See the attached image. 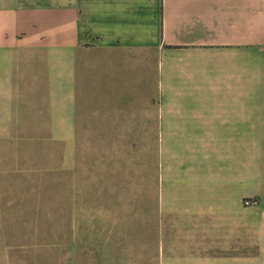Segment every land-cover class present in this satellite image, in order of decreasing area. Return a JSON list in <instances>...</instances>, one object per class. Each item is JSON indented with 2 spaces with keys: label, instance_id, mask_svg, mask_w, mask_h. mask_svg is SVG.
Returning a JSON list of instances; mask_svg holds the SVG:
<instances>
[{
  "label": "crops",
  "instance_id": "obj_1",
  "mask_svg": "<svg viewBox=\"0 0 264 264\" xmlns=\"http://www.w3.org/2000/svg\"><path fill=\"white\" fill-rule=\"evenodd\" d=\"M0 136H115V222L10 214L0 264L264 259V0H0Z\"/></svg>",
  "mask_w": 264,
  "mask_h": 264
},
{
  "label": "rangeland",
  "instance_id": "obj_2",
  "mask_svg": "<svg viewBox=\"0 0 264 264\" xmlns=\"http://www.w3.org/2000/svg\"><path fill=\"white\" fill-rule=\"evenodd\" d=\"M55 185L58 194L52 199L47 190ZM52 206L59 208L61 244L67 240L69 217L81 238L88 216L93 224L115 222V136H0V231L15 219L10 214L42 220L41 213ZM23 230V235H37L28 226ZM38 235V245L47 243L46 231ZM77 250L88 254L82 244ZM247 264H264V259H247Z\"/></svg>",
  "mask_w": 264,
  "mask_h": 264
},
{
  "label": "built area",
  "instance_id": "obj_3",
  "mask_svg": "<svg viewBox=\"0 0 264 264\" xmlns=\"http://www.w3.org/2000/svg\"><path fill=\"white\" fill-rule=\"evenodd\" d=\"M242 204L244 206H256L258 204V200L256 198H244L242 200Z\"/></svg>",
  "mask_w": 264,
  "mask_h": 264
}]
</instances>
